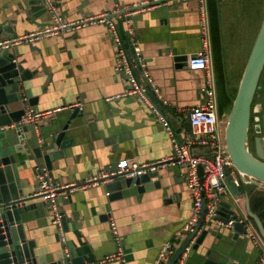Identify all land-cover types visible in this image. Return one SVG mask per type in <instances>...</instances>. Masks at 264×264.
<instances>
[{"label": "crops", "instance_id": "0c3cea01", "mask_svg": "<svg viewBox=\"0 0 264 264\" xmlns=\"http://www.w3.org/2000/svg\"><path fill=\"white\" fill-rule=\"evenodd\" d=\"M53 1L63 21L84 22L55 35L30 37L51 23L50 13L39 7V0H0V26L8 38L3 42H11L7 45L10 51H19L21 69L31 74L25 82V93L28 98L37 99L33 108L54 111L39 126L41 133L52 132L76 106L81 109L82 115L72 121L73 143L53 161L51 175L57 182L84 185L101 172L115 169L124 158L148 165L176 159L171 137L152 106L169 120L179 140L185 139L187 132L191 135L189 111L207 101L203 90L207 73L190 69L188 63L192 55L203 50L205 41L209 44L216 112L225 127L235 96L227 83L226 88L223 86L226 71L220 26L222 17L235 14L238 3L205 0L204 30L199 0ZM263 19L264 9L258 30ZM110 22L129 41L127 54L146 90L145 97L138 92L125 93L129 83L115 70L117 47ZM135 47L140 49L145 70L135 60ZM183 56L188 57L186 62L177 60ZM263 96L264 93L257 95L253 109L262 108ZM28 131L34 134L32 127ZM36 132L39 134V129ZM195 153H206V149L197 147ZM30 157L28 169L21 172L28 184L27 193L38 189V174L44 171L36 170V161ZM156 170L159 178L152 179L149 189L139 191L133 187L125 190L122 197L111 195L106 182L87 184L61 195L59 209L66 218L64 244L52 223L53 212L48 205L23 213L27 238L35 243L39 264L67 263L65 246L70 249V260L79 257L90 264L116 252L120 245L125 264H154L161 246L173 240L191 218L194 203L185 170L178 161ZM236 177L239 185L232 178L235 187L229 189L241 191V214L246 215L244 192H248L250 206L264 224V190L244 186L237 174ZM158 179L160 187L153 184ZM111 222L117 225L119 244ZM251 224L255 225L253 221ZM211 228L200 253L211 250L213 258L225 254V260L234 258L237 264H260L263 245L249 236L235 240L234 232L219 220ZM199 252L192 250L186 264H202L204 258Z\"/></svg>", "mask_w": 264, "mask_h": 264}, {"label": "water", "instance_id": "95a60500", "mask_svg": "<svg viewBox=\"0 0 264 264\" xmlns=\"http://www.w3.org/2000/svg\"><path fill=\"white\" fill-rule=\"evenodd\" d=\"M40 8L48 12L47 7L40 1ZM4 28L0 26L1 42L8 39ZM11 42H8V44ZM18 50L10 51L8 46H0V264H39L34 248L33 240L27 238L22 214L32 211L40 206H47V202L39 196H33L34 192H26L28 187L26 180L21 178V172L27 170L32 156L36 161L35 169H46L51 174L54 159H58L61 151L73 143L71 136L74 125L72 121L81 116V109L76 106L70 117L63 123L55 126L52 132H36L34 125L24 124L23 118L28 107H35L37 99L28 98L25 90V82L30 79V72L22 70L17 58ZM187 56L177 60L186 62ZM264 70V19L242 74L237 95L233 101L225 126L226 151L230 155L235 169L239 173L244 186L254 185L264 190V96L260 110L262 112L260 126L262 133L254 138L255 154L250 148V127L252 107L258 90L260 78ZM24 91V92H23ZM35 109V108H34ZM32 127L34 134L28 129ZM178 159L159 162L149 165L146 172L136 177L128 176L129 172L111 174L99 179L106 182V188L119 197L125 190L137 187L139 191L149 189L153 178H159L157 167L168 164ZM153 168V169H152ZM203 174L202 167L199 168ZM52 176V175H51ZM160 187L161 183L155 180L153 183ZM246 195V215L241 214L238 201L241 191L229 189L221 194L216 216L213 220L205 222L206 208L203 207L201 218L196 229L177 248L168 264H175L191 239L198 234L192 250L198 251L207 235L212 231L211 225L217 220L234 232V239L239 236L248 237L249 223L253 221L264 239V224L262 219L253 212L250 206V196ZM64 227L66 218L63 217ZM232 222L231 225H228ZM249 238V237H248ZM203 250L199 254L203 256L202 264H237L234 258H227L221 254L217 258L211 256V250ZM71 259V258H70ZM47 264H86L83 258L76 257L72 260Z\"/></svg>", "mask_w": 264, "mask_h": 264}, {"label": "built area", "instance_id": "2783aa9c", "mask_svg": "<svg viewBox=\"0 0 264 264\" xmlns=\"http://www.w3.org/2000/svg\"><path fill=\"white\" fill-rule=\"evenodd\" d=\"M41 1L47 7V10L51 15V23L43 29L30 34V37L55 35L60 30L69 29L72 26H77L84 22V20L77 22H65L59 17L56 4L53 0ZM199 4L202 8V25L205 30V0H199ZM127 22L129 23L130 20ZM110 27L114 30V42L117 47L115 70L122 73L124 78L129 83L125 93L132 94L138 92L141 97H145L146 90L140 84L134 73L132 62L127 54L126 47H124V44L121 40L120 33L115 29L114 22H110ZM7 45L8 43L0 42V46ZM208 47L209 44L207 41H205L203 50L192 55L188 63L190 69L204 70L207 73L203 88L207 94V101L205 104L195 106L189 111L191 135L189 136L187 132L185 139L179 140L175 136L169 120L166 119V117L158 110L157 107L152 106V110L155 112L156 116L162 122L164 128L171 137L176 152L175 157L178 159V163L181 168L185 170L187 188L190 191L194 201L193 214L191 218L186 222L182 231L176 235L173 240L167 241L161 246L158 258L154 264L169 263L177 248L180 247L183 241L196 229V226L198 225L201 218L203 207L206 208L205 222L211 221L215 218L219 203L222 199L221 194L229 191V187L224 182V178L228 171L232 176L234 183L239 185V179L236 177L234 163L226 151L225 127L221 126L216 112L217 107L214 100L215 92L212 85ZM134 52L137 64L145 70L146 65L143 62L140 49L135 47ZM53 112L54 111H37L33 107H28L23 118V122L24 124H32L34 125L35 129H39V126L44 123L46 118L52 115ZM260 118V115L254 118L255 124L259 126L261 121ZM197 147L205 148L206 153H195V148ZM148 166V164H141L135 159L124 158L118 161L115 169L110 172H101L98 176H94L89 179V182L84 185H79L77 183L61 184L51 176L48 170L44 169L43 172L38 174V189L33 193V196H39L41 200L47 202L48 207L53 212L52 223L57 227V230L60 234V240L64 244L66 243L65 227L63 214L59 209V198L61 195L66 196L67 192L71 191L72 189L82 188L87 184L98 183L99 179L105 178L111 174L129 172L128 176L136 177L146 172L147 170L145 169ZM200 167H202L203 170L202 175L199 171ZM107 195H110V192H108ZM248 223L249 238L256 240L260 246L263 245L260 264H264V239L257 227L252 225L251 221H248ZM231 224L232 222H229L228 225ZM111 229L119 244L120 237L115 222H111ZM201 229L198 231L197 235L191 239L175 264H186L189 254L192 251V247ZM64 252L66 259L69 260L71 258V252L67 246L64 247ZM124 257L125 254L123 252L122 246L120 245L116 252L103 257L98 262H92L90 264H103L114 261H121L122 264H125Z\"/></svg>", "mask_w": 264, "mask_h": 264}, {"label": "rangeland", "instance_id": "374dc122", "mask_svg": "<svg viewBox=\"0 0 264 264\" xmlns=\"http://www.w3.org/2000/svg\"><path fill=\"white\" fill-rule=\"evenodd\" d=\"M232 2L238 3L239 8L235 10L234 15L222 17L220 34L226 71V80H223V86L226 88L227 83L230 91L236 97L238 79L245 69L260 30L258 28L264 9V0H233ZM227 5L224 7V12H226ZM224 182L228 187H235L229 171L226 173Z\"/></svg>", "mask_w": 264, "mask_h": 264}, {"label": "flooded vegetation", "instance_id": "af4514ba", "mask_svg": "<svg viewBox=\"0 0 264 264\" xmlns=\"http://www.w3.org/2000/svg\"><path fill=\"white\" fill-rule=\"evenodd\" d=\"M262 82H264V70L262 72V75H261V78H260V82H259V86H258L259 91L257 90L256 97L254 99L253 105H255V100L257 98V95H259V93H264V83H262ZM253 107H252L251 127H250V130H249L250 131L249 134H250V148H251L252 152L255 154L254 138L257 135H260L262 133V128L259 125L255 124L254 118L257 117L259 114L255 113L253 111ZM236 174L240 178L239 173L237 172V170H236Z\"/></svg>", "mask_w": 264, "mask_h": 264}, {"label": "trees", "instance_id": "16d2710c", "mask_svg": "<svg viewBox=\"0 0 264 264\" xmlns=\"http://www.w3.org/2000/svg\"><path fill=\"white\" fill-rule=\"evenodd\" d=\"M119 33H120V36H121V40H122V42L124 44V47L127 48L129 46V41L127 40V37L123 33H121L120 31H119Z\"/></svg>", "mask_w": 264, "mask_h": 264}]
</instances>
